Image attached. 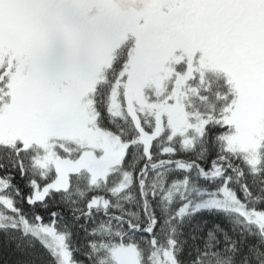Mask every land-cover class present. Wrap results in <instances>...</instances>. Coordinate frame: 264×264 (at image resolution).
I'll return each mask as SVG.
<instances>
[{
  "label": "snow or ice",
  "instance_id": "1",
  "mask_svg": "<svg viewBox=\"0 0 264 264\" xmlns=\"http://www.w3.org/2000/svg\"><path fill=\"white\" fill-rule=\"evenodd\" d=\"M0 264H264V0H0Z\"/></svg>",
  "mask_w": 264,
  "mask_h": 264
}]
</instances>
